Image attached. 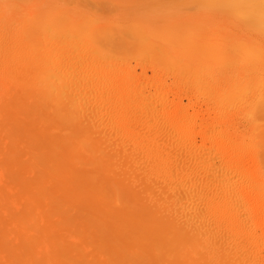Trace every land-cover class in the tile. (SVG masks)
<instances>
[{
    "label": "rangeland",
    "instance_id": "374dc122",
    "mask_svg": "<svg viewBox=\"0 0 264 264\" xmlns=\"http://www.w3.org/2000/svg\"><path fill=\"white\" fill-rule=\"evenodd\" d=\"M263 2L0 0V264H177L172 249L162 252L156 236L134 226L153 205L144 191L160 189L146 175L145 188L128 181L127 163L144 161L116 134L134 92L173 104L141 115L144 129L174 112L192 115L200 103L197 114L232 124L228 143L252 147L264 166V104L225 93L242 79L250 92L264 86V54H256L264 51ZM53 61L67 71L57 90L38 81ZM105 97L116 103L109 115L91 109ZM257 161L242 175L213 163L236 181ZM253 206L240 207L247 232L258 228Z\"/></svg>",
    "mask_w": 264,
    "mask_h": 264
},
{
    "label": "bare ground",
    "instance_id": "6f19581e",
    "mask_svg": "<svg viewBox=\"0 0 264 264\" xmlns=\"http://www.w3.org/2000/svg\"><path fill=\"white\" fill-rule=\"evenodd\" d=\"M221 46L218 48L224 47ZM259 49L260 51L256 52V54L258 53L257 57L260 53L259 56L262 57L264 51L261 52V48L257 50ZM248 56L250 54L246 57ZM250 57L245 58V60L252 59ZM3 61L4 59L1 62H7V64L9 62ZM52 63L53 66H56L55 64L58 66L57 61ZM65 65L63 67L66 68L68 64ZM22 66L24 65L22 64ZM61 66L57 69L51 66V69L39 78L38 81L41 79L42 83L40 87H46L47 89L52 86L57 90L60 78H66L67 71L63 70L64 68H61ZM63 71L65 74L61 75ZM55 74L57 77L54 78V81ZM96 79L92 80V86H97L98 83L101 84ZM259 79L262 82V77ZM242 80L240 81L241 84L237 82L238 85L232 86L234 83L230 85L231 87L227 88L225 93L242 98L251 94L247 100L255 101L251 103L252 105L264 104V86H258V88L253 89V92H250L251 88L248 90V87L251 85L248 86L247 83H250L251 80L248 79L244 82ZM257 81H255L256 84H259ZM262 84H264V80ZM145 95L141 92H134V100L131 99L133 101H131L130 107L124 110L125 117L122 121V128L116 134L121 143H130L134 155L143 158L141 161L137 159V156L133 155L132 158L130 155V160L144 161L143 164H140L141 168L139 166L136 168L137 166L127 163L129 169L127 171L128 181L134 186L145 188L143 176L146 175L150 177L151 186L160 189V193L157 191L151 192L149 189L144 191L147 198L153 202V205L149 207L144 205L146 207L144 209L145 213L141 212L140 217H138L140 215L138 213L134 220V226L137 229L141 228L149 231V234L153 237L156 236L153 241L162 243V252L172 249L175 257L179 260V264H264V166L260 165L263 160H258L259 157L261 158L260 153L258 155L254 154L255 151H252L251 146V149L246 148L244 151L237 152L236 147L228 143L229 132L232 130L230 125L232 124L227 125L224 119H222L224 121L218 120L219 116L217 115L197 114L202 108L200 103V106L196 103L191 106L194 110L192 115L195 116L193 118L195 123H190L189 120L193 116L188 112V115L174 112L171 115L169 114L170 117L169 115L168 118L166 117L164 120V123H166L163 126H155V124L153 126L151 124L150 127L149 125L146 127L147 129H144V126L142 128L141 125L147 120L144 121L141 115L144 114L143 116L146 118V114L154 111H170L168 110V104H172V102L162 103L160 101L162 103L159 104L160 106L156 105L157 102H153V106L152 103L148 102V96ZM99 98L96 97L97 100ZM103 98L102 100H104ZM108 100L105 97L106 104L104 102L103 104L101 102V104L95 103L91 106V109L98 112L99 110L104 111L103 113L106 112L105 114L109 115L116 109V105H114L116 103L114 101L110 103ZM201 102L203 103V101ZM207 105L210 104L207 103ZM159 109L160 111H157ZM227 115L225 114L224 117ZM151 126L153 127L151 128ZM218 128H221V130H217ZM253 150H256L255 145ZM215 157H218L224 163L223 166L229 165L233 171L235 170L241 175L246 168L248 169L249 165L255 166L257 160V163L259 161L260 163H258V167H253L255 169L252 168L250 177H241L234 181L232 176L220 172L224 168L223 166L219 168V165H214L213 160ZM232 182L235 183L232 184ZM161 197L170 199L160 205L156 202ZM251 203H254L253 210H255V214L251 215V219L254 218L258 223V228L252 232H247L244 227L249 215L242 216L243 213H241L242 209L240 207L241 205L250 206ZM155 209L159 211H154ZM151 213L152 217L150 216ZM157 216L159 219L156 218ZM141 217L146 219L143 221ZM147 252L146 255H149ZM250 252L254 255L253 262L248 260V256H246Z\"/></svg>",
    "mask_w": 264,
    "mask_h": 264
}]
</instances>
